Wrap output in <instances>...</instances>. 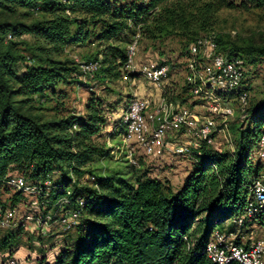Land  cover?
Masks as SVG:
<instances>
[{
	"label": "trees",
	"instance_id": "trees-1",
	"mask_svg": "<svg viewBox=\"0 0 264 264\" xmlns=\"http://www.w3.org/2000/svg\"><path fill=\"white\" fill-rule=\"evenodd\" d=\"M19 8L45 15L29 22L0 16V204L7 206L1 197L11 189L7 178L14 169L39 187L43 214L54 213L65 197L70 200L66 209L81 210L75 229L83 235L74 247L64 244L53 264H217L208 258L207 244L226 220L246 211L253 186L264 174V162L251 158L264 132V100L251 109L253 127L240 133L237 150L220 152L203 143L195 151L194 168L176 190L157 178L131 182L93 174L91 164L113 150L97 140L108 124L98 98L88 100L83 114L51 118L32 103L36 95L58 100L59 86L80 80L82 63L100 62L94 84L121 80L139 25L142 37L176 36L192 44L200 34L215 31L223 8L264 9V0H144L123 6L113 0H0V15ZM26 34L35 41L23 39ZM93 35L98 46L86 62L64 57L69 44L88 42ZM215 35L229 58L245 64L246 59L264 60V45L239 46L227 35ZM170 99L184 105L182 97ZM125 129L121 119L108 140ZM24 197L16 190L10 206L22 204ZM254 216L264 220V206ZM23 230V224L16 226V233ZM53 236L45 235L50 241ZM8 238L0 249L13 253Z\"/></svg>",
	"mask_w": 264,
	"mask_h": 264
},
{
	"label": "rangeland",
	"instance_id": "rangeland-1",
	"mask_svg": "<svg viewBox=\"0 0 264 264\" xmlns=\"http://www.w3.org/2000/svg\"><path fill=\"white\" fill-rule=\"evenodd\" d=\"M117 6L130 5L131 3H141L144 0H113ZM240 2L242 0H235ZM45 14H30L26 9L19 8L14 13L3 14L0 16H6L9 19H20L22 21H32L37 18H42ZM218 20L214 27L215 31L211 33H222L227 35L228 38L239 46L247 44L264 45V9L252 8L248 11L241 9H229L223 8L217 14ZM140 34V45L137 56V64L147 66L168 65L170 67V74L168 79L174 78L177 81L179 89L184 91H166L169 98L176 96L184 98L185 106L194 109L201 115H214L218 124V130L214 133L215 143L210 145L214 150L220 152L234 153L237 150L240 133L242 131L250 130L252 126L251 109L264 100V60L259 63H253L250 59H246L245 64V82L244 86L250 91V99L247 107L243 108L236 100L229 101L230 113L226 123L223 117L213 114L207 110V108L200 104V100L194 95L191 85L187 81V75L189 73L188 60L190 58V44L184 39L176 36H161L158 38H147L140 32V25L137 27ZM74 31V30H73ZM207 34V35H209ZM131 38L132 33L128 34ZM199 36H206L205 33ZM31 42L35 41L33 35L26 34L22 37ZM94 41V43H91ZM98 42L96 36H91L90 40L85 43H73L66 47L64 57H68L72 61L77 63L86 62L88 57L93 55L96 51ZM23 51V47H20ZM125 76L127 78H125ZM80 80L75 81L66 86H59L57 93L60 96L57 99L50 98L48 96L43 100L40 95H36L32 103L35 107V111L43 113L47 118L54 117L57 113L61 115L76 114L86 111V103L93 97L98 98L102 103V109L109 123L114 120H118V115L121 113L120 103L128 102V100L135 95L138 91L136 89L141 83L147 84L150 82L145 77H132L129 73H124V77L114 83L106 85L94 84L92 75L82 74ZM141 79V82L133 83L134 80ZM166 79L165 81H167ZM173 84V82H171ZM170 87V86H166ZM163 92V91H162ZM51 93V92H50ZM117 117V118H116ZM264 132L261 134V136ZM108 134H103L97 140L98 143L105 148L110 146H116L119 144V138L109 139ZM259 143V141H258ZM251 151V158L255 162H264L258 156V145ZM195 151L197 149L193 148ZM199 149V148H198ZM193 152L191 157H180L177 160L180 162H174V166L162 165L157 162L158 159H151L139 154V164H131L123 155L118 156L115 153L108 154L99 157L93 164H91V170L97 178L101 177H114L123 178L131 182H135L138 178H157L176 190L181 186L183 181L188 176L187 173L194 168L196 163V154ZM166 156L173 154L166 153ZM175 163L177 165L175 166ZM19 170H12L9 174L11 176L20 175ZM58 179V175H53V181ZM264 183V174L258 179ZM257 180V181H258ZM7 186H9L7 184ZM11 187V186H9ZM16 190L4 189L2 193V200L7 206H10L11 197ZM20 206L21 214L32 213L36 215L39 213V201L35 194L25 195L24 201ZM246 211L243 213L245 214ZM260 217V216H259ZM257 216H247L243 223H237L232 219L226 220L222 226L221 231L226 233H233L235 239L244 245H249L258 239L264 238V220H260ZM15 231V232H14ZM54 240H47L46 234H41L34 226H24V230L20 233H16V227H2L0 226V248L4 239L8 238L13 243L14 248L19 246L26 250H33L34 242H40L42 245L46 244L55 246L59 243L68 244L70 247H74L80 236L83 235L84 230L74 229L72 231H65L60 225L52 223L50 225L49 233H53ZM48 233V234H49ZM12 237V238H11ZM43 237V238H42ZM49 241V242H48ZM2 249H0V252ZM38 251V250H37ZM40 254V252L38 251Z\"/></svg>",
	"mask_w": 264,
	"mask_h": 264
},
{
	"label": "built area",
	"instance_id": "built-area-1",
	"mask_svg": "<svg viewBox=\"0 0 264 264\" xmlns=\"http://www.w3.org/2000/svg\"><path fill=\"white\" fill-rule=\"evenodd\" d=\"M139 45L140 34H136L127 47L126 72L145 77L161 87L169 77L170 67L166 64L154 67L137 64ZM189 50L187 81L194 95L209 112L222 116L226 123L231 112L229 101L236 100L243 108L249 104L250 91L244 86V61L237 57L229 58L221 52L215 33L193 42ZM99 67V61L81 64L84 74L94 75ZM168 95L163 91L158 100L138 95L130 98L122 117L126 129L119 144L113 146L112 153L123 155L131 164L138 165L139 154L151 159H159L166 153L191 157L195 151L193 148L198 150L203 143H215L214 133L218 130V124L214 115H201L194 109L171 100ZM258 144V156L264 159V134ZM88 179L94 181L95 177L89 176ZM7 183L24 195H40L39 187L29 183L22 175L11 176ZM45 183L51 184L50 181ZM253 189L254 199L249 201L245 214L233 219L235 222L243 223L247 216H254L264 206V183L256 181ZM69 194L70 191L67 195ZM69 204L70 200L65 197L54 213L49 211L47 214H43L39 205L40 210L36 215L21 214L19 205L0 204V226L16 227L23 224L27 227L29 224L41 234L47 235L50 225L56 223L65 231H71L79 224L82 213L80 209H66ZM79 204L84 205V200L79 199ZM206 253L208 258L217 264H228L231 261L240 264H264V238L244 245L235 239L233 233L217 230L206 246ZM0 264L21 262L9 251Z\"/></svg>",
	"mask_w": 264,
	"mask_h": 264
},
{
	"label": "crops",
	"instance_id": "crops-1",
	"mask_svg": "<svg viewBox=\"0 0 264 264\" xmlns=\"http://www.w3.org/2000/svg\"><path fill=\"white\" fill-rule=\"evenodd\" d=\"M176 81H177V79H174L172 77V78L168 79L167 81H164V83L162 84L161 87L153 84L152 82H148L147 84L141 83L138 86V88L136 89V91H138V92L135 93V95H138V96L144 97V98H149L152 100H158L163 93L162 91H184L182 89H179L177 87V84H174ZM136 82H138V83L141 82V79L133 81L134 84ZM171 82H173V84H171ZM167 85L170 87H166ZM127 104H128V102L125 103V102L121 101V103H120L121 113L118 115V120L117 121L114 120L111 123L108 122V124H107L105 130L103 131L102 135L113 132L115 130V128L118 124V121H120L123 117V113H124V110H125ZM79 113L83 114L84 112H79ZM117 138H119V141H120L121 136L116 137L115 139H117ZM177 158H178V156L173 157L172 155H170V156L165 155V156L159 158L157 160V162L159 164H162L163 166L164 165L174 166V162H180L177 160ZM176 165H177V163H175V166ZM187 174H189V173H187ZM63 246H64L63 243H59V245L55 244V246L50 245V247H49L46 244L42 245L40 242H38V243L34 242L33 250H26L23 247L19 246L18 248H16L14 250L13 254L15 255V257H17V259L21 262V264H45V262L53 264L55 262L57 256L59 255L60 251L62 250ZM37 250L40 252V254L38 253ZM9 251H10V249L2 250L0 252V261L3 259V257L6 255V253H8Z\"/></svg>",
	"mask_w": 264,
	"mask_h": 264
}]
</instances>
